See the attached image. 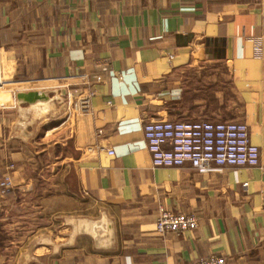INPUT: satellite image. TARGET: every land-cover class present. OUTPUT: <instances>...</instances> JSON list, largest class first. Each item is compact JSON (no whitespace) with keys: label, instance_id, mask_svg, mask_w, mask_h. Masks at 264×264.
Masks as SVG:
<instances>
[{"label":"crops","instance_id":"crops-1","mask_svg":"<svg viewBox=\"0 0 264 264\" xmlns=\"http://www.w3.org/2000/svg\"><path fill=\"white\" fill-rule=\"evenodd\" d=\"M0 79V178L13 165L14 186L0 223L36 189L35 169L51 198L102 209L20 264H264V0H0ZM61 88L67 103L93 91L88 111L44 115L22 135L16 94ZM199 119L246 123L259 165L153 167L144 123ZM161 206L198 227L159 233Z\"/></svg>","mask_w":264,"mask_h":264},{"label":"built area","instance_id":"built-area-1","mask_svg":"<svg viewBox=\"0 0 264 264\" xmlns=\"http://www.w3.org/2000/svg\"><path fill=\"white\" fill-rule=\"evenodd\" d=\"M252 42L254 56L261 58L262 39L254 37ZM93 94L90 90L78 96L67 103V109L72 113L87 112ZM143 135L156 168L189 166L204 171L213 166L257 167L260 163V149L250 139L249 126L240 121L154 120L144 123ZM12 169L13 165L0 178L2 196L14 189ZM197 227L195 214L172 213L162 206L158 209L156 230L159 233L180 234ZM196 264H226V259L212 255Z\"/></svg>","mask_w":264,"mask_h":264},{"label":"rangeland","instance_id":"rangeland-1","mask_svg":"<svg viewBox=\"0 0 264 264\" xmlns=\"http://www.w3.org/2000/svg\"><path fill=\"white\" fill-rule=\"evenodd\" d=\"M62 105H65L62 110L65 112L68 106L65 98L63 102L56 103L57 110ZM37 173L39 170L35 169L36 189L31 195H20L19 204L9 212L8 220L0 223V264H20L21 254L42 239L55 240L59 235L65 238L70 232L71 222H96L102 218V209L83 194L66 196L60 189V198H51L54 187H49L46 180L49 172L44 169L40 175Z\"/></svg>","mask_w":264,"mask_h":264},{"label":"water","instance_id":"water-1","mask_svg":"<svg viewBox=\"0 0 264 264\" xmlns=\"http://www.w3.org/2000/svg\"><path fill=\"white\" fill-rule=\"evenodd\" d=\"M67 91L64 88L46 91H28L18 92L16 101L20 112L18 129L22 135H27L25 128L29 123H32L36 118L44 115H56L64 110L65 105H62L59 110L56 109V102H63ZM45 243H50L47 239H43Z\"/></svg>","mask_w":264,"mask_h":264},{"label":"bare ground","instance_id":"bare-ground-1","mask_svg":"<svg viewBox=\"0 0 264 264\" xmlns=\"http://www.w3.org/2000/svg\"><path fill=\"white\" fill-rule=\"evenodd\" d=\"M90 228H91V225H89V224L79 223V225H78V231H79V232H82V231H89ZM62 241H63V240H62V238L60 237V235H59V236H56V238H55V242H56V243H61ZM40 249H46V250H48V251H46L45 253L39 254V253H38V250H40ZM38 250H36V252H35V256L40 257L41 255L48 253V252L50 251V248H49V247H40Z\"/></svg>","mask_w":264,"mask_h":264}]
</instances>
